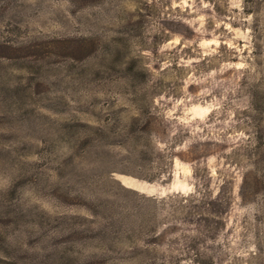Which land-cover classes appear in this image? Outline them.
<instances>
[{
    "label": "rangeland",
    "instance_id": "obj_1",
    "mask_svg": "<svg viewBox=\"0 0 264 264\" xmlns=\"http://www.w3.org/2000/svg\"><path fill=\"white\" fill-rule=\"evenodd\" d=\"M0 264H264V0H0Z\"/></svg>",
    "mask_w": 264,
    "mask_h": 264
}]
</instances>
